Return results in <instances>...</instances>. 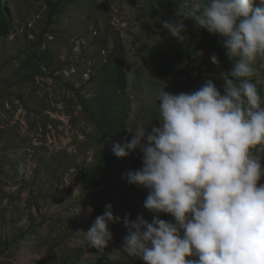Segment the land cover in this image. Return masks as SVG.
<instances>
[{"label": "rangeland", "instance_id": "1", "mask_svg": "<svg viewBox=\"0 0 264 264\" xmlns=\"http://www.w3.org/2000/svg\"><path fill=\"white\" fill-rule=\"evenodd\" d=\"M2 2L9 13L0 36V264H144L123 252L125 217L151 223L154 215L143 207L148 190L128 181L142 154L120 158L114 146L138 123L159 126L163 88L193 91L184 57L199 58L210 33L191 19H183V41L163 28L160 21L181 19L182 0ZM89 64L92 82L77 90L79 77L63 71ZM78 184L82 196L72 198ZM107 204L120 219L99 251L84 233Z\"/></svg>", "mask_w": 264, "mask_h": 264}, {"label": "clouds", "instance_id": "2", "mask_svg": "<svg viewBox=\"0 0 264 264\" xmlns=\"http://www.w3.org/2000/svg\"><path fill=\"white\" fill-rule=\"evenodd\" d=\"M255 4L182 0L181 19L160 21L180 41L183 19L221 37L231 70L222 77L223 94L211 79L190 93L163 88L155 97L159 126L138 123L127 131L130 139L114 146L120 158L142 154V167L129 172L128 181L148 190L143 207L154 215L151 223L143 215L125 217L123 252L144 264H264V183L258 184L264 177V104L250 82L254 62L264 57V0ZM209 59L219 64L215 54ZM81 196L78 184L72 198ZM86 211L92 213L91 205ZM119 219L105 205L85 241L102 251L112 240L109 224Z\"/></svg>", "mask_w": 264, "mask_h": 264}, {"label": "crops", "instance_id": "3", "mask_svg": "<svg viewBox=\"0 0 264 264\" xmlns=\"http://www.w3.org/2000/svg\"><path fill=\"white\" fill-rule=\"evenodd\" d=\"M209 32L205 31L204 35L207 37ZM204 37V38H205ZM209 39H203L200 46L203 48L200 50V59L203 63L204 70L208 75V78L204 81L200 82L199 84L192 83V90L195 91L200 88L206 80L211 79L217 89H224L223 88V76L227 75L231 70V62L229 61L228 57L225 55V49L221 45V38L218 35L210 34L208 35ZM213 54H217V58L219 60L218 65H213L210 62V57ZM254 68L256 70V75L250 78V82L257 84V89L262 97V104H264V57H257V60L254 62ZM224 92V91H223ZM223 94V93H222ZM261 165L264 167V155L261 159ZM264 177L261 178V182L264 183Z\"/></svg>", "mask_w": 264, "mask_h": 264}, {"label": "built area", "instance_id": "4", "mask_svg": "<svg viewBox=\"0 0 264 264\" xmlns=\"http://www.w3.org/2000/svg\"><path fill=\"white\" fill-rule=\"evenodd\" d=\"M112 7V6H111ZM114 8V7H113ZM126 25H123V28H126ZM95 36L97 32L94 33ZM80 43H85L83 40L78 41L76 44L78 46V50L80 47ZM103 53L105 54L106 51L104 50ZM184 72L187 73V82L190 84L195 83L199 84L200 82L204 81L208 78V75L206 74L203 63L197 59H190L188 57H184ZM92 64H89L88 68L85 69L83 72H80L79 69L76 66H69L66 70L63 71V74L68 79H74L78 78V81L76 82V88H80L83 85H88L92 78H93V70H92ZM221 94L223 93L224 89H218ZM263 156V155H262Z\"/></svg>", "mask_w": 264, "mask_h": 264}, {"label": "trees", "instance_id": "5", "mask_svg": "<svg viewBox=\"0 0 264 264\" xmlns=\"http://www.w3.org/2000/svg\"><path fill=\"white\" fill-rule=\"evenodd\" d=\"M53 11V10H52ZM8 11L6 10V7L4 6L2 0H0V36L6 37L7 36V27H6V21L8 19ZM54 15L51 13V16ZM191 58V57H189ZM87 185L91 186L90 188H98L100 183L94 184L87 182Z\"/></svg>", "mask_w": 264, "mask_h": 264}]
</instances>
